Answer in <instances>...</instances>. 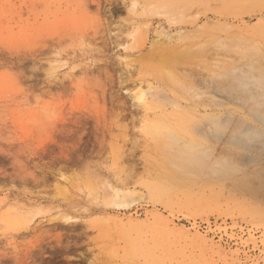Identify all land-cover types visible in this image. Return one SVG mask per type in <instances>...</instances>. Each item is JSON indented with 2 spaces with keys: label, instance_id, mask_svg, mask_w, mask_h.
Instances as JSON below:
<instances>
[{
  "label": "rangeland",
  "instance_id": "obj_1",
  "mask_svg": "<svg viewBox=\"0 0 264 264\" xmlns=\"http://www.w3.org/2000/svg\"><path fill=\"white\" fill-rule=\"evenodd\" d=\"M246 2L0 0L5 259L264 264V0Z\"/></svg>",
  "mask_w": 264,
  "mask_h": 264
},
{
  "label": "bare ground",
  "instance_id": "obj_2",
  "mask_svg": "<svg viewBox=\"0 0 264 264\" xmlns=\"http://www.w3.org/2000/svg\"><path fill=\"white\" fill-rule=\"evenodd\" d=\"M226 0H224V2H225ZM232 1V3H233V0H231ZM235 1V0H234ZM238 1V0H237ZM247 0H245V2H246ZM249 2L248 3H252V2H250V0H248ZM227 2H228V0H227ZM199 3V2H198ZM235 3V2H234ZM236 3H239V2H236ZM247 3V2H246ZM254 3V2H253ZM188 4H190V3H188ZM229 4H231V3H229ZM228 4V5H229ZM244 4V3H243ZM245 5V4H244ZM191 6V5H190ZM171 7V6H170ZM183 9V8H182ZM176 14V13H175ZM177 15V14H176ZM165 36V35H164ZM166 38V37H165ZM169 38V37H168ZM171 38V37H170ZM169 38V39H170ZM187 38V37H186ZM168 39V40H169ZM169 41H172V40H169ZM162 64V63H161ZM164 65H165V63H164ZM166 66V65H165ZM163 68H164V66H163ZM166 69V68H165ZM154 95H156V94H154ZM135 98H136V100L138 101V102H140V103H143V105H146L147 104V102H145V99H146V92L145 91H142L141 89H139L138 90V92L135 94ZM142 101V102H141ZM160 105V104H159ZM203 105V104H202ZM156 112V111H155ZM168 112V111H167ZM158 113V112H157ZM200 113V111H197V110H195V114H199ZM159 114V116L160 117H166V115H165V113H163V112H159L158 113ZM170 114V113H169ZM179 115H180V113H178ZM178 114H177V116H178ZM189 115H191V114H189ZM215 120H216V118H215ZM158 128V124H156L155 122L154 123H152V124H148V126H146V130L150 133V132H152L153 130H156ZM251 128V127H250ZM207 131H208V129H207ZM27 203V202H26ZM32 204V203H31ZM36 204V203H35ZM26 205H28V204H26ZM30 205V204H29ZM11 214V213H10ZM4 216V215H3ZM154 224H155V226H157V227H159V228H161V229H163V230H167L168 231V229H170V226H169V223L166 221V220H163L162 218H160V217H158V218H156L155 220H154ZM172 231V230H171ZM180 235L181 234H184L185 236H187L186 235V231H180V233H179ZM183 235V236H184ZM179 236V235H178ZM190 237V236H189ZM192 238H193V240L194 241H196V242H198L199 244H201V245H205V246H207L208 247V245H210V244H208V245H206V242L207 241H205L202 237H199V236H192ZM180 239V238H179ZM182 239V238H181ZM189 241H191V239L189 240ZM185 242V241H184ZM188 242V241H187ZM186 242V243H187ZM189 243V242H188ZM191 243V242H190ZM198 243L196 244V245H198ZM199 246V245H198ZM205 248V247H204ZM211 248H215V247H212L211 246ZM208 249V248H207ZM216 249V248H215ZM214 252H216V253H218V254H220V252H222L219 248H217V250L216 251H213V253ZM212 253V254H213ZM215 255V254H214ZM217 255V254H216ZM222 258H224V257H222Z\"/></svg>",
  "mask_w": 264,
  "mask_h": 264
},
{
  "label": "snow or ice",
  "instance_id": "obj_3",
  "mask_svg": "<svg viewBox=\"0 0 264 264\" xmlns=\"http://www.w3.org/2000/svg\"><path fill=\"white\" fill-rule=\"evenodd\" d=\"M142 102V101H141ZM23 175H26V173H22ZM11 244H0V264H12V261L10 259H5L9 256L11 252ZM16 264H19V261H16Z\"/></svg>",
  "mask_w": 264,
  "mask_h": 264
}]
</instances>
